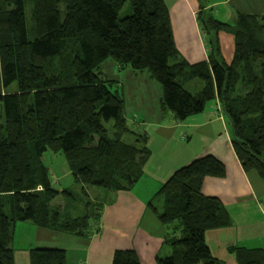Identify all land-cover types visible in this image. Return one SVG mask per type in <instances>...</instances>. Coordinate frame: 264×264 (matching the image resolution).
<instances>
[{"label":"trees","instance_id":"16d2710c","mask_svg":"<svg viewBox=\"0 0 264 264\" xmlns=\"http://www.w3.org/2000/svg\"><path fill=\"white\" fill-rule=\"evenodd\" d=\"M126 1L127 13L111 0H0V264H16L20 223L85 235L89 220L99 216L100 202L86 200L80 209L79 193L53 186L45 151L64 155L83 197L86 185L119 190L142 177L148 137L127 125L119 81L102 70L107 61L148 72L161 88L160 111L176 120L217 100L237 159L264 181V15L238 12L229 23L199 10L207 59L188 63L175 46L164 1ZM221 31L244 51L233 64L222 55ZM194 79L201 87L191 93L183 85ZM125 133L137 137L134 143ZM223 176L222 161L199 156L176 169L148 202L161 223L178 222L182 232L169 241V255H156V264H222L204 235L232 220L220 199L201 187L205 178ZM59 194L68 197L64 206L51 203ZM158 198L160 211L152 203ZM233 249L239 264H264L261 248ZM28 262L65 264L66 252L30 248ZM112 264L140 260L132 248L116 249Z\"/></svg>","mask_w":264,"mask_h":264},{"label":"crops","instance_id":"0c3cea01","mask_svg":"<svg viewBox=\"0 0 264 264\" xmlns=\"http://www.w3.org/2000/svg\"><path fill=\"white\" fill-rule=\"evenodd\" d=\"M111 1L118 2L123 13L128 12L126 0ZM163 1L169 10L175 46L188 63L207 59L205 38L196 19L199 10H211L218 18L229 16L232 20L229 23L235 22L238 12L264 15V0ZM219 39L222 55L228 63L233 64L244 56L243 49L228 31H221ZM104 65L106 75L117 80L120 69L117 64L107 61ZM120 70L126 73L130 87L135 89L133 81L140 79L138 73L128 68ZM143 75L158 92L159 86L149 79L148 73ZM120 87L126 102L127 85ZM160 98L140 93L137 107L141 115L135 112L130 115L137 120L133 133L142 132L148 137L150 153L140 180L130 188L112 190L114 198L105 203L102 219L94 226L95 231L90 229L88 234L77 235L22 223L13 245L14 249H23L19 257L15 251L16 264H29L28 250L34 247L64 250L65 264H112L114 251L124 248L134 249L140 264H156V255H169L172 251L169 241L179 238L182 232L178 222L161 223L149 209L148 202L176 169L205 154L223 162L225 176L205 178L201 191L206 196L219 198L232 220L229 226L205 231V243L211 254L222 264H239L237 250L233 248L264 250V181L256 172L245 171L237 159L230 142L231 131L219 111L218 101L209 102L202 112L180 121L171 113L160 111ZM102 201L105 202V196ZM101 204L103 207L104 203Z\"/></svg>","mask_w":264,"mask_h":264},{"label":"rangeland","instance_id":"374dc122","mask_svg":"<svg viewBox=\"0 0 264 264\" xmlns=\"http://www.w3.org/2000/svg\"><path fill=\"white\" fill-rule=\"evenodd\" d=\"M204 1H206V0H204ZM121 12H122V10H121ZM220 18L223 21H227V22L232 21V20H230L229 16H226V17L223 16ZM59 62L60 61L58 59H56L54 61V64L59 67L60 66ZM105 66L106 65L102 66V70L104 72H106ZM118 70H119L118 71L119 75H118L117 80L119 81V85L120 86L124 85V83L127 85L126 102H124L125 103L124 113H125V116L127 118V125L129 126L130 130L132 132H134V130H136L134 127H135L137 120L136 119L134 120L133 118L131 119L130 115L133 112L137 113L139 116L141 115L140 114V108L137 107V106H139V102L137 100L140 97V93H141V95L146 94V95L152 96V98L156 99V98L161 96V88H160V85L157 81L148 77L149 79L153 80V82H155L159 86L160 89L158 92H156L157 90L148 84L147 80L145 79V77L143 75L146 71H143V72L136 71L138 73L137 77L140 76V79L139 80L135 79L133 81V83H136V87H135V89H132L134 87H130V79H128L126 73L120 69H118ZM146 73H148V72H146ZM72 79L74 81V78H72ZM128 81H129V83H128ZM139 85H141V86H139ZM183 86L187 91L194 93L200 89L201 82L197 79H194L192 81L186 82ZM14 87H15V84L10 86L8 89L13 90ZM131 90H134V91H131ZM136 138L137 137L132 133H125L123 135V139L126 140L127 142H130V143H134V140H136ZM158 139L161 140V137H158ZM42 161L48 167L49 177L53 183V186L57 190H63L65 188H68L69 190L74 191L76 193H79L81 195L82 199L80 201L82 203H80L81 204L80 209H84L83 204L86 200H90L92 203H94L96 201H101L102 203H104L103 207H102V204L99 205V207H100L99 216L97 218H93V219L89 220L88 229H93V231H95L94 226L97 225L100 218L102 219V214H103L104 210L106 209L105 203L110 202L109 199L114 198L115 192H113L112 190L104 189L102 187H97V186H93V185H86L85 190L87 191L88 196L83 197V195L81 194L82 184L79 182H75L74 177L71 174V172L69 171L67 162H66L65 157L62 153H60V152L55 153V152H52L49 150L45 151L43 156H42ZM106 192H108V193L106 194ZM104 196H105V202L102 201V198ZM67 201H68V197H65L64 195L59 194L52 200L51 203L53 205L57 204L60 206H64L65 203H67ZM161 201H162L161 198H158V199H155L152 201L153 205L156 206L159 211L162 209L161 208L162 207ZM75 202L76 203H72V201H71L72 205L79 204V202L77 200H75ZM21 224L22 223L18 224V226H22ZM16 232H17V230H16ZM26 246L27 245H25V247ZM15 251H16L17 257H19V256H21V254H23V249L15 248Z\"/></svg>","mask_w":264,"mask_h":264},{"label":"built area","instance_id":"2783aa9c","mask_svg":"<svg viewBox=\"0 0 264 264\" xmlns=\"http://www.w3.org/2000/svg\"><path fill=\"white\" fill-rule=\"evenodd\" d=\"M219 111L221 112V110H220V107H219ZM41 187L39 186V189H40ZM80 264H82V263H80Z\"/></svg>","mask_w":264,"mask_h":264}]
</instances>
